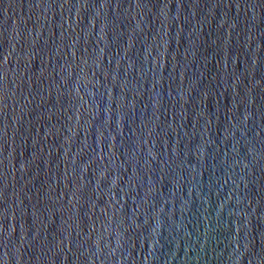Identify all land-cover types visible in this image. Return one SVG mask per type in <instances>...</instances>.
<instances>
[{"label": "water", "instance_id": "1", "mask_svg": "<svg viewBox=\"0 0 264 264\" xmlns=\"http://www.w3.org/2000/svg\"><path fill=\"white\" fill-rule=\"evenodd\" d=\"M0 264H264V0H0Z\"/></svg>", "mask_w": 264, "mask_h": 264}]
</instances>
